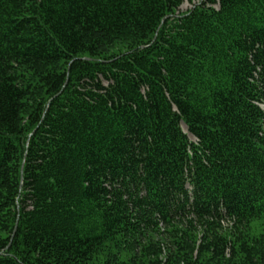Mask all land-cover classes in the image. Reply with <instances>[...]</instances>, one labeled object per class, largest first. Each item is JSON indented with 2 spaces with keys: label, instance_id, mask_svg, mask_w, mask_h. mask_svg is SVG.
Returning <instances> with one entry per match:
<instances>
[{
  "label": "trees",
  "instance_id": "1",
  "mask_svg": "<svg viewBox=\"0 0 264 264\" xmlns=\"http://www.w3.org/2000/svg\"><path fill=\"white\" fill-rule=\"evenodd\" d=\"M183 2L0 0V264H264V0Z\"/></svg>",
  "mask_w": 264,
  "mask_h": 264
},
{
  "label": "rangeland",
  "instance_id": "2",
  "mask_svg": "<svg viewBox=\"0 0 264 264\" xmlns=\"http://www.w3.org/2000/svg\"><path fill=\"white\" fill-rule=\"evenodd\" d=\"M196 1L197 0H193V1L184 0L183 4L179 7L176 14H180V13L186 12L187 10L191 9L194 5V2H196ZM263 108H264V103H263ZM183 128L186 132L188 131L187 126L185 124H183ZM190 137L192 140H195V137L193 135L190 134ZM162 237L164 238L165 235L163 234Z\"/></svg>",
  "mask_w": 264,
  "mask_h": 264
}]
</instances>
